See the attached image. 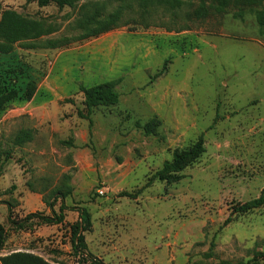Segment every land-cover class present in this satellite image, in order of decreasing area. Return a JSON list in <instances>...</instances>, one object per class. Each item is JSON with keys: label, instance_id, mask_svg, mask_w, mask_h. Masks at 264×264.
Listing matches in <instances>:
<instances>
[{"label": "rangeland", "instance_id": "1", "mask_svg": "<svg viewBox=\"0 0 264 264\" xmlns=\"http://www.w3.org/2000/svg\"><path fill=\"white\" fill-rule=\"evenodd\" d=\"M184 1L175 16L161 8L147 19L135 3L122 21L128 26L53 50L43 42L76 35L72 26L83 6L104 3L108 14L120 0H78L74 9L0 0V21L14 11L59 28L0 52V68L17 71L22 96L29 81L36 83L32 99L13 102L0 119V204L10 202L16 220L33 209L54 216L49 203L65 217L56 226L34 219L20 231L7 221L4 250L51 264H89L71 243L77 209L85 207L92 217L87 253L105 264H264L255 258L264 254V207L233 213L264 191L260 6L251 11L244 4L243 18L235 17L240 8L232 4L225 13L211 8L198 19L200 0ZM117 79V105L96 107L88 119L79 116L88 115L81 85ZM153 119L160 126L147 135L144 126ZM21 130L34 131L22 147L14 144ZM202 134L206 152L181 180L148 184ZM33 194L41 196V209L26 206Z\"/></svg>", "mask_w": 264, "mask_h": 264}, {"label": "trees", "instance_id": "2", "mask_svg": "<svg viewBox=\"0 0 264 264\" xmlns=\"http://www.w3.org/2000/svg\"><path fill=\"white\" fill-rule=\"evenodd\" d=\"M29 2H36L39 6L46 7L54 5L59 9L70 8L74 9L77 6L78 0H28ZM121 4L108 14L102 13L104 11L103 5L100 3H91L83 6L80 10L79 17L74 22L72 29L77 32L74 36H62L57 38L46 39L43 44L46 47L56 50L64 49L75 43L83 42L85 40L99 37L100 35L115 30L121 27L128 26L129 21H123L125 13L134 7L136 3L142 13L143 19H147L153 11L164 9L176 15V12L186 4L184 0H120ZM216 5L207 7L206 0H200L199 6L195 9L194 15L200 19L209 15L210 9L214 8L216 13H225L232 4L239 6V11L235 17L243 18L245 11L242 6L244 4L252 6L251 11L256 5L260 9L255 10L257 22L264 34V0H216ZM241 6V7H240ZM177 10V11H176ZM150 18V17H149ZM141 25L148 28V22L143 21ZM59 32L56 24L48 23L45 20H34L26 18L14 11H5L2 14L0 21V52L9 53L13 45L20 41L42 40L43 37L52 36ZM29 46V44L27 45ZM17 71L14 68H0V119L8 109L9 105L16 101H30L36 91V83L29 81L27 83L25 96H22V90L18 87ZM161 73L157 74L159 77ZM122 79L108 81L92 87L80 86L79 90L84 96V105L87 108L88 115L85 116L79 111V116L89 118L94 108L99 106H115L120 102L121 93L119 86ZM218 120V117L216 121ZM216 121L213 125L216 124ZM90 125L92 121L90 120ZM160 122L153 119L145 126V133L147 135L156 133ZM34 139L33 130H21L16 138L14 144L17 146H24L26 143ZM206 142L202 134L198 141L188 150L176 151L172 161H166L163 168L159 170L149 181V185L154 180L172 182L182 179V171L187 167L197 162V160L206 152ZM125 196L133 197L125 193ZM66 193H56V197L64 200ZM54 216L43 215L42 213H31L20 220L13 217L12 208L9 207L7 220L11 228L16 231L24 230L29 222L34 219H39L46 225H60L65 221L64 215L57 214L54 210V205L49 203ZM264 207V191L262 194L251 201L240 203L233 207L234 214H246ZM63 209V208H62ZM79 220L71 225L72 230V249L76 256L81 257L89 264H105L102 260L88 255L87 241L85 233L92 228V217L89 210L85 207H78ZM8 232L3 224L0 223V253L4 250L7 242ZM214 247V245H212ZM211 255V253L209 254ZM255 258H262L264 254L259 253ZM1 264H51L43 258L29 254V253H11L7 256L0 257Z\"/></svg>", "mask_w": 264, "mask_h": 264}, {"label": "crops", "instance_id": "3", "mask_svg": "<svg viewBox=\"0 0 264 264\" xmlns=\"http://www.w3.org/2000/svg\"><path fill=\"white\" fill-rule=\"evenodd\" d=\"M26 201H27L26 202V206L27 207H30V206L34 207V205H35V206H38L39 209H41L43 207V205H44V203H43V201L41 199V196L40 197L38 195L35 196L34 194L32 196L28 197ZM40 201H41V204L39 205ZM32 202H35V203L31 204ZM9 207H11L12 210H13V207H12L10 202H2L0 204V223L3 224L6 227L7 230L9 229V227L6 226V222L8 221L7 220V216H8ZM31 211L35 213L36 210L33 209ZM29 214H31V213H29ZM51 226H56V225H51ZM14 233H16V232L13 231V234ZM12 240H14V239H12ZM15 247H16V245H15ZM12 249L3 250V252L0 253V256L8 255V254H11L14 251H17V250H12Z\"/></svg>", "mask_w": 264, "mask_h": 264}]
</instances>
